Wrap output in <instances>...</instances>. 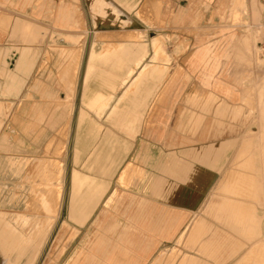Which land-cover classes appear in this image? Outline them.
Wrapping results in <instances>:
<instances>
[{
    "label": "crops",
    "instance_id": "1",
    "mask_svg": "<svg viewBox=\"0 0 264 264\" xmlns=\"http://www.w3.org/2000/svg\"><path fill=\"white\" fill-rule=\"evenodd\" d=\"M142 5L145 20L132 14ZM263 42L264 0H0V146L8 149L0 150V171L10 187L25 185L26 203L34 164L42 183L67 182L60 205L21 204L42 214L41 228L50 227L44 213H61L65 250L51 260L178 264L182 256L167 257L192 213L161 198L175 175L164 176V190L156 182L165 169L174 174L182 153L204 146L215 152L204 154L201 174L184 176L204 180L203 193L190 184L191 196H206L224 166L242 168L222 187L240 199L205 209L228 233L204 240V255L216 264H264V217L251 205H264V87L247 115L241 103L256 81L250 51ZM254 111L261 135L242 146L236 134ZM67 120V158L54 172L43 158ZM241 147L250 155H228Z\"/></svg>",
    "mask_w": 264,
    "mask_h": 264
},
{
    "label": "rangeland",
    "instance_id": "2",
    "mask_svg": "<svg viewBox=\"0 0 264 264\" xmlns=\"http://www.w3.org/2000/svg\"><path fill=\"white\" fill-rule=\"evenodd\" d=\"M146 7V5H142L139 11H137L138 14H136L135 12H133L132 14H134L139 19L145 20L146 18L144 14V8ZM130 22L132 23L130 24V26L135 25L132 20H130ZM146 22L148 25L153 26V23L148 22L147 20ZM259 41H262V33H259L257 36L256 42ZM250 54L252 56L251 60H256L257 64L256 69H253L256 72V81L251 89L248 88L249 91H247L248 93H246L245 99L241 101L244 107L243 113L245 115L249 113L248 104H251L253 106H255L256 104L257 88L264 87V61H261V58L258 56L259 51L255 47V45L252 47ZM195 86L196 85L193 86V91L196 89ZM2 111L3 110L1 109L0 120L3 116ZM69 123V120H67L66 124H64V126L61 125L59 131L54 133L55 136L52 137L53 139H50L49 152L43 158V163H45V165L48 164L47 166L54 172L56 171V167L60 168V170L62 171V165L65 164L67 158L66 155L68 153V146L71 136ZM242 125H244L246 131L244 130L238 135L236 134V136H238L240 140V143H242V146L244 141L245 143L247 142V139H250L251 141L253 140L254 142L257 141L258 136L261 135V133L259 132V118L257 112L255 113L254 111V114L250 115L249 119L244 121ZM250 130L255 131L251 132ZM231 134L229 135V137H232ZM244 148L241 147L228 150V155L230 157H235L242 149V152L245 150L242 156H249V149H247V147L246 149ZM0 150L8 151V149H3L1 146ZM181 150L184 151V149H177V155L181 156L183 154L181 156L183 159L180 164L178 163L176 165L174 174H172V172L167 173V169H165L164 171H162L163 175L160 177V180H157L156 182L157 187L164 190L166 187L164 176L175 175V177H173L175 178V181H173L170 186L171 190H167V196H162L161 198L167 201H171L172 203H176L178 211H190L192 213V219L188 224V228L177 229V244L175 245V249L172 251V254L167 258L171 259L174 256L175 259H178L180 256H182L178 264H204V262H206L207 264H216L212 258L204 255V240H207L210 236H215L217 231H224L228 233V229L223 227L212 217L208 216L205 213V209L209 203H220L224 198L234 200L240 199L239 196L228 194L222 187L224 181L226 184L230 182L233 177V173L239 172V170L242 168L237 166L236 163L224 166L225 171L221 172L222 174L220 176V180H215L211 183V186L208 189V194L206 196H191L190 193L194 194L195 191L190 192V190L188 189L192 186L190 184H196L194 185L193 189L197 188V190H199L197 191L198 193H203L204 180H196V182H190L188 180H184V176L190 177L196 174H201L204 171V154L208 152L214 153L215 151L210 149L204 150V146H198L182 154L180 153ZM1 159L5 160L6 157L2 156ZM238 161L239 159L234 160V162ZM43 169H45V167H43ZM243 171L247 172L248 170ZM40 175L41 172L39 164H34L33 180L30 181V184H27V186L29 187L27 193H32V196L28 195L27 199L29 200L30 198H32V201L26 203V197L24 196V189L26 187L25 185L21 186V183L24 182H20L21 185L18 186L16 184V187H14L15 183L19 184V182H12L13 185L12 187H10V181L8 180L6 168L3 167L0 171V264H58V261L51 260L50 258H52L53 254H60L65 250V245L61 244V242L62 237L64 236L65 231L67 233V230L56 228L58 220L61 219V213H59L58 211H56V213H44V216H48V224L50 225V227L41 228L38 226L41 225L42 214L40 212L34 213L33 209L32 212L25 213L24 205L21 206V204L26 203V205L33 208H40L41 205L46 208L47 205H49L50 209L52 208V206L61 204L60 199L58 201V194L61 192V188L67 187V182H56L50 180L49 182L42 183L40 181ZM224 178L226 179L223 180ZM120 180L121 183H123V175H121ZM57 183L62 187L58 186ZM20 186L23 189L22 191L19 190ZM16 188L18 189L17 192H15ZM40 192L48 195L41 197L39 195ZM162 194H164V191L162 192ZM172 194H177V196H173ZM262 201V203L264 204V198L262 199ZM111 203L112 201L109 200L108 202H106L107 205H110ZM141 203L144 204L146 202L141 201ZM251 205L256 208L264 217V205L259 206L254 202ZM201 218H204V223L206 226H208V228L205 227L204 230L201 228ZM53 220L55 221L53 226L51 227ZM226 233L223 236H226ZM256 239L258 240V242H260V239ZM235 240L237 243H235L234 245H243L239 244V241L245 242L240 238H236ZM259 245L261 246L262 244H246L245 248L243 249H246L248 247L255 248ZM243 251H241L240 253L242 254ZM256 264L261 263L257 262Z\"/></svg>",
    "mask_w": 264,
    "mask_h": 264
},
{
    "label": "built area",
    "instance_id": "3",
    "mask_svg": "<svg viewBox=\"0 0 264 264\" xmlns=\"http://www.w3.org/2000/svg\"><path fill=\"white\" fill-rule=\"evenodd\" d=\"M258 50H259V53L261 55V59L264 60V42H263V44L260 45Z\"/></svg>",
    "mask_w": 264,
    "mask_h": 264
},
{
    "label": "bare ground",
    "instance_id": "4",
    "mask_svg": "<svg viewBox=\"0 0 264 264\" xmlns=\"http://www.w3.org/2000/svg\"><path fill=\"white\" fill-rule=\"evenodd\" d=\"M263 60V59H262ZM264 61V60H263Z\"/></svg>",
    "mask_w": 264,
    "mask_h": 264
}]
</instances>
